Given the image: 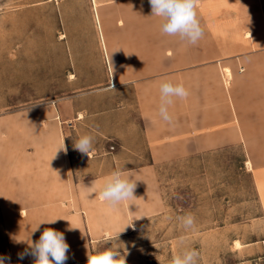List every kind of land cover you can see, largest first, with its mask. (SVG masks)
<instances>
[{
	"label": "crops",
	"instance_id": "1",
	"mask_svg": "<svg viewBox=\"0 0 264 264\" xmlns=\"http://www.w3.org/2000/svg\"><path fill=\"white\" fill-rule=\"evenodd\" d=\"M62 3L65 8L76 1ZM224 3L223 26L231 34L223 37L222 52L215 51L214 14L206 18V42L196 45L152 33L149 0H86L83 16H69L70 22L64 16L63 36L53 47L38 43L33 54L54 57L48 87L76 90L52 99L64 123L59 144L25 148V163L22 145H16L21 158L0 159V207L9 224L34 200L73 195L89 214L63 216L59 230L82 228L75 242L64 237L69 247L85 252L86 242L129 231L161 211L156 164L233 145L246 153L243 163L264 215V0ZM207 4L218 8L213 0ZM215 55L223 58H199ZM164 80L182 82L189 91L169 107L172 124L158 114ZM85 134L93 137L89 155L73 146ZM63 142L66 151L58 150ZM117 171L136 182L135 198L112 208L99 190ZM71 256L68 251L66 262Z\"/></svg>",
	"mask_w": 264,
	"mask_h": 264
},
{
	"label": "rangeland",
	"instance_id": "2",
	"mask_svg": "<svg viewBox=\"0 0 264 264\" xmlns=\"http://www.w3.org/2000/svg\"><path fill=\"white\" fill-rule=\"evenodd\" d=\"M62 1L0 0V159L21 158L16 145H22L25 163L30 160L25 148L34 149V143L57 145L64 135V123L57 119L52 99L54 94H72L76 89L68 92L69 89L48 87L47 79L54 74V57L33 54L38 43L53 47L54 39L63 36L65 15L66 22H70L69 16H83L80 10L86 0H74L76 3L65 8ZM207 1L199 0L197 8L204 29L200 42H206L204 38L211 32L207 30L206 18L214 14L215 51L222 52L223 37L231 34L223 26V8L228 4L213 0L218 6L214 8ZM160 29L161 18L152 16V33L160 36ZM245 157L242 148L233 145L156 164L154 175L163 205L161 211L129 231L86 242L85 252L70 246L72 256L65 264H87L88 254L108 247H119L121 255L126 249V264H169L171 257L185 248L198 250V264H264V215L249 164L243 163ZM71 197L34 200L21 206L10 224V216L3 215L0 207V258L4 264H34L36 258L30 254L29 244L38 241L44 229L62 232L58 223L63 216L85 218L89 214L79 200ZM21 209L26 215H20ZM187 213L194 215L195 227L185 230L177 218ZM74 217H70V225L75 223ZM51 220L56 222L41 224ZM83 232L80 228L62 233L75 242Z\"/></svg>",
	"mask_w": 264,
	"mask_h": 264
},
{
	"label": "clouds",
	"instance_id": "3",
	"mask_svg": "<svg viewBox=\"0 0 264 264\" xmlns=\"http://www.w3.org/2000/svg\"><path fill=\"white\" fill-rule=\"evenodd\" d=\"M149 3L152 10L151 16L161 18L162 34L178 36L189 45H196L203 38L204 29L197 12L199 0H149ZM159 93V117L164 122L172 124L173 116L169 113V107L174 103V99H187L189 91L182 82L174 83L164 80L159 86ZM73 146L79 152L89 155L93 150V137L87 134L82 135L75 139ZM58 150L66 151L64 142ZM135 187L136 182H132L131 177H125L117 171L105 179L99 190V196L110 207L116 208L121 202L135 198ZM177 219L180 220L185 230L195 227V217L191 213ZM56 220L41 224L55 223ZM29 248L31 249L30 254L36 258L34 264H65L68 259L69 245L65 241L64 234L52 228L44 229L39 240L31 242ZM118 249L119 247H108L94 255L88 254L87 264H126L127 250L125 249L124 255H121ZM198 259V250L185 248L174 254L169 264H198ZM0 264H4L3 258H0Z\"/></svg>",
	"mask_w": 264,
	"mask_h": 264
}]
</instances>
